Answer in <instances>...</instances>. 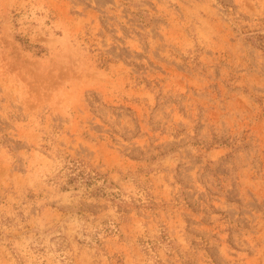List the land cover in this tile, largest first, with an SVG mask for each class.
<instances>
[{"label":"rangeland","instance_id":"374dc122","mask_svg":"<svg viewBox=\"0 0 264 264\" xmlns=\"http://www.w3.org/2000/svg\"><path fill=\"white\" fill-rule=\"evenodd\" d=\"M0 264H264V0H0Z\"/></svg>","mask_w":264,"mask_h":264}]
</instances>
